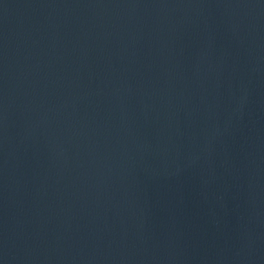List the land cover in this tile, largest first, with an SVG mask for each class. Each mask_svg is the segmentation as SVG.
Returning a JSON list of instances; mask_svg holds the SVG:
<instances>
[{"label":"water","instance_id":"1","mask_svg":"<svg viewBox=\"0 0 264 264\" xmlns=\"http://www.w3.org/2000/svg\"><path fill=\"white\" fill-rule=\"evenodd\" d=\"M0 264H264V0H0Z\"/></svg>","mask_w":264,"mask_h":264}]
</instances>
